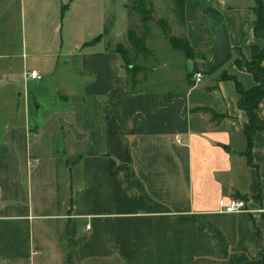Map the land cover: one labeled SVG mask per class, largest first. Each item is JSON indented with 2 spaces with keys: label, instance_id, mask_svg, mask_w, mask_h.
Listing matches in <instances>:
<instances>
[{
  "label": "crops",
  "instance_id": "obj_1",
  "mask_svg": "<svg viewBox=\"0 0 264 264\" xmlns=\"http://www.w3.org/2000/svg\"><path fill=\"white\" fill-rule=\"evenodd\" d=\"M204 3L220 12L232 57L199 81L187 64L194 84L171 92L147 90L144 77L132 84L121 67L127 0H19V49L0 44V264H264V96L248 163V119L220 75L254 85L233 58L240 49L249 59L263 39L252 30L254 4L186 0L197 62L213 51ZM31 69L38 80L26 77ZM59 71L57 98L53 90L44 110L30 105ZM203 106L219 122L190 110ZM221 198L249 211L219 212Z\"/></svg>",
  "mask_w": 264,
  "mask_h": 264
},
{
  "label": "rangeland",
  "instance_id": "obj_2",
  "mask_svg": "<svg viewBox=\"0 0 264 264\" xmlns=\"http://www.w3.org/2000/svg\"><path fill=\"white\" fill-rule=\"evenodd\" d=\"M127 2L131 5L128 16L129 28L137 32L143 31L146 34L145 46L149 50V53L144 55L136 53L132 49L129 50V62L141 68L135 78L143 79L144 77L142 83L147 90L163 89L173 92L180 89L183 87V81H187L185 76L186 65L188 64L192 71L193 65L191 61L185 59L180 50L171 47L172 36H185L184 23L176 14L173 0H127ZM253 4L254 0H227V5H232L235 9H245ZM141 6L145 7L146 14L147 11H150L149 18L145 22L141 18L142 13L140 14L138 11ZM153 15L159 18L155 20ZM161 18L165 22H159ZM21 23L19 0H0V44L6 43L8 40L14 52L19 49ZM164 23L168 27L170 26L169 31L164 28ZM128 47L130 48L129 44ZM13 65L21 69V59L18 58ZM61 73L62 71H59L52 79H43L42 86L39 88L42 94H39L35 99L30 97V105H35L34 102H36L37 104L40 103L42 110L47 107L50 91L54 90L53 97H56L55 94L60 90L57 84H60L62 78L57 75ZM203 76L207 77L206 75ZM19 89L22 91L23 86ZM28 89L36 91V87L32 84H29ZM2 90L3 86L0 85V93ZM33 113L31 110L30 122L34 118Z\"/></svg>",
  "mask_w": 264,
  "mask_h": 264
},
{
  "label": "trees",
  "instance_id": "obj_3",
  "mask_svg": "<svg viewBox=\"0 0 264 264\" xmlns=\"http://www.w3.org/2000/svg\"><path fill=\"white\" fill-rule=\"evenodd\" d=\"M185 1L186 0H173L175 4L176 14H178L182 23L184 22L183 14ZM66 7L67 5H62V10L65 11ZM144 8L145 7L141 6V8L138 9L140 14L142 13L141 18L143 22H145L149 18L148 14H150V11H147L146 14ZM203 10L212 17L215 24V29L219 25L223 24L222 16L220 15V12L217 9L213 8L207 3H204ZM251 10L252 14L254 15V19L252 20L253 33L255 36L263 39V45L261 47L253 45L251 48L250 58L247 60L243 58L240 49H238V56H235L233 60L238 64V66L244 68L245 71H248L250 74L253 75L255 84L248 88H245L243 87L241 82L236 78L235 75H228L226 73L220 74L222 75V78L233 81L234 88L238 93L237 105L240 109L245 111L246 117L248 119L247 123L244 125L243 128V133L246 135V156L248 157V163L250 161L249 159L251 154L252 138L254 135L253 133L256 130L260 129V127L257 125V120L255 119V108L258 105L257 103L264 96V0H255L254 6L251 8ZM159 22L165 21L161 18ZM164 24V28L169 31L170 26L168 27L166 23ZM106 29L107 28L105 27L103 32L99 33L92 40L85 41L83 43V46L99 41L104 35L103 33L106 31ZM145 39L146 34L143 31L137 32L133 29H128L127 40L128 44L130 45V48L128 47L126 49L121 44H117L115 46L117 52H119L121 56V67L127 74H129L130 82H132V84L136 83L135 76L141 68L129 62L128 52L130 49H132L136 53H140L143 55L149 53L148 48L145 46ZM171 47L180 50L184 54L186 60L188 59L189 61H192V65L194 67V64L197 62L196 58L200 55V53L197 52L192 46H190L186 36H172ZM192 74L193 73L190 71L187 72V74L185 75L189 85L194 84ZM190 110L207 112L210 114V120L216 123L219 122L220 117L223 116L222 114L215 113L212 108L206 106L194 107Z\"/></svg>",
  "mask_w": 264,
  "mask_h": 264
},
{
  "label": "water",
  "instance_id": "obj_4",
  "mask_svg": "<svg viewBox=\"0 0 264 264\" xmlns=\"http://www.w3.org/2000/svg\"><path fill=\"white\" fill-rule=\"evenodd\" d=\"M152 17L155 20L159 18L154 15ZM211 41L213 46L211 58L208 61L196 62L193 67V73L200 76H210L230 61L232 57L231 45L229 44L228 33L224 24L216 27Z\"/></svg>",
  "mask_w": 264,
  "mask_h": 264
},
{
  "label": "built area",
  "instance_id": "obj_5",
  "mask_svg": "<svg viewBox=\"0 0 264 264\" xmlns=\"http://www.w3.org/2000/svg\"><path fill=\"white\" fill-rule=\"evenodd\" d=\"M196 81H199L202 76L199 74H194ZM26 77L32 80H38L40 78V73L36 69H31L26 73ZM217 210L219 212H230L236 213L239 211H249L245 203L240 198H229L228 200L221 198L217 201Z\"/></svg>",
  "mask_w": 264,
  "mask_h": 264
}]
</instances>
